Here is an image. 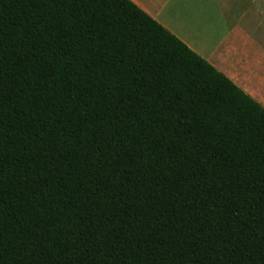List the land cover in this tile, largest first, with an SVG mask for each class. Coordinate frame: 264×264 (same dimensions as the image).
Here are the masks:
<instances>
[{
  "label": "trees",
  "instance_id": "1",
  "mask_svg": "<svg viewBox=\"0 0 264 264\" xmlns=\"http://www.w3.org/2000/svg\"><path fill=\"white\" fill-rule=\"evenodd\" d=\"M0 264H264V108L129 0H0Z\"/></svg>",
  "mask_w": 264,
  "mask_h": 264
},
{
  "label": "crops",
  "instance_id": "2",
  "mask_svg": "<svg viewBox=\"0 0 264 264\" xmlns=\"http://www.w3.org/2000/svg\"><path fill=\"white\" fill-rule=\"evenodd\" d=\"M264 108V0H129Z\"/></svg>",
  "mask_w": 264,
  "mask_h": 264
}]
</instances>
